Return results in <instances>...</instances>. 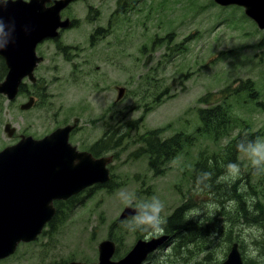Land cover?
I'll return each mask as SVG.
<instances>
[{
	"label": "rangeland",
	"instance_id": "374dc122",
	"mask_svg": "<svg viewBox=\"0 0 264 264\" xmlns=\"http://www.w3.org/2000/svg\"><path fill=\"white\" fill-rule=\"evenodd\" d=\"M125 7L118 10L117 0H76L65 12L75 24L61 33L59 42L76 46L69 58H63L53 42L39 45L44 61L35 75L44 87L40 102L48 111L41 104L21 108L27 100L22 94L12 101L0 97V149L18 137L14 134L40 138L73 119L78 128L69 140L80 149L110 129L121 134L122 142L114 155L106 154L112 156L111 187L102 186L108 181L97 183L101 188L77 194L82 202L67 209L62 203L63 219L51 238L40 234L30 243L19 242L0 264L94 262L104 239L117 242L113 258H118L136 240L165 234L161 221L184 203L191 219L213 222V228L195 257L173 264H219L233 242L247 259L264 252L262 246L258 249L264 244V29L243 7L221 6L214 0H128ZM106 23L110 33L104 37L99 31L91 47L89 33ZM246 79L254 81L257 95L227 96L229 135L217 141L210 134L200 135L192 145L184 143L165 172L154 174L138 153L142 135L156 129L161 138L178 131L193 136L199 97L227 85L235 88ZM6 122L15 127L12 136L4 132ZM244 130L254 141L237 151L235 161L217 176L222 193L196 188L191 173L199 153L219 151ZM238 194L248 207L245 215L238 211ZM125 207L135 213L122 218ZM168 246L158 247L142 264H169Z\"/></svg>",
	"mask_w": 264,
	"mask_h": 264
},
{
	"label": "water",
	"instance_id": "95a60500",
	"mask_svg": "<svg viewBox=\"0 0 264 264\" xmlns=\"http://www.w3.org/2000/svg\"><path fill=\"white\" fill-rule=\"evenodd\" d=\"M0 0V56L7 72L0 80V94L13 99L19 83L32 76L37 58L35 47L44 38L57 35V29L67 27L70 20H61L59 12L70 0ZM221 6L237 5L264 29V0H214ZM122 89V88H121ZM120 89L118 98L122 94ZM31 99L21 108H28ZM72 124L56 128L40 139L22 137L17 143L0 150V259L12 254L19 242L34 240L51 219L53 200L67 199L84 188L110 179L107 164L110 156L94 157L89 151L78 150L69 142ZM11 136L13 128L4 125ZM135 210L125 207L124 218ZM167 239L166 234L150 239H138L119 258L110 239L98 243L94 262L68 261L66 264H142ZM219 264H244L236 242L231 244L226 258Z\"/></svg>",
	"mask_w": 264,
	"mask_h": 264
},
{
	"label": "trees",
	"instance_id": "16d2710c",
	"mask_svg": "<svg viewBox=\"0 0 264 264\" xmlns=\"http://www.w3.org/2000/svg\"><path fill=\"white\" fill-rule=\"evenodd\" d=\"M130 5L132 7L131 1ZM119 9H121V11H125V5H120L118 10ZM0 64L4 67L6 73L4 62L0 61ZM1 73L2 71L0 66V80L5 75V73ZM21 90H24V86L22 85ZM223 92H225V94ZM241 92L244 93L248 99L256 98L257 90L255 88L254 81L252 79L240 80L239 84H237L235 88H232V85H227L222 89V91L216 90L205 92L198 99L201 104V106L196 108L199 124L197 125L193 136L187 135L186 133L184 134L182 131H178L170 136L161 138L158 136V131L155 129L142 135L141 138L143 145L139 146L138 153L141 156L144 155L146 157L147 165L151 168L154 174H163L169 166V161H171L173 157H175L178 152L183 149L182 147L184 143L188 146L192 145L196 138L200 135L210 134L214 141L219 140L223 136H228L229 129L232 125V118L229 114L230 104L227 102V96L229 94L230 96L240 95ZM239 124H242V122H239ZM115 132L116 131L114 130L113 132L112 129L105 131L102 137L92 145H88L86 150H88L95 157L109 153L114 155V150L122 144L121 134H116ZM253 141L254 135L251 132L244 130L239 131L235 136H231L219 151L213 152L211 155L207 154L206 151H201L199 153V158L194 162L192 168L191 180L194 186L204 190L203 192H219V194H221L222 191L220 189L222 184L217 180V176L225 169L226 165L235 161L234 156L237 151L241 150L243 147L251 146ZM110 185L111 182L102 186L108 188L111 187ZM94 188L101 187L94 185L93 187H89L88 191ZM238 196V211L245 215V209H248V207L244 205L245 203L241 194H238ZM187 198L188 199L186 201H189L190 196ZM82 200L83 197L74 195L65 201H55V213L46 224L48 228H45L42 231V234L51 238L54 232V226H58L63 219V206L66 205L64 207L67 209L82 202ZM62 203L64 205H62ZM250 211L258 216V212L254 208H250ZM212 225L213 222L210 224L203 222L199 223L191 219L186 212V203L180 204V206L176 207L170 215L166 216L161 221V230L167 235L169 240L162 247H160L159 250L169 245L166 249H171L170 253L167 255L169 256V264H173L177 261L181 262L183 259L185 263H187L190 257H195L199 251L203 249L205 240L207 239L206 235L209 233L208 230L213 228ZM115 243L117 242L115 241ZM193 246L195 247L193 248ZM261 246L264 249V244L260 243L258 245L259 251L261 250ZM153 255L154 253H152L148 259L153 257ZM242 255L245 264H264V261H259L264 260V252H259L257 253V257L254 256L249 259H247L243 253ZM197 263H199V261Z\"/></svg>",
	"mask_w": 264,
	"mask_h": 264
},
{
	"label": "flooded vegetation",
	"instance_id": "af4514ba",
	"mask_svg": "<svg viewBox=\"0 0 264 264\" xmlns=\"http://www.w3.org/2000/svg\"><path fill=\"white\" fill-rule=\"evenodd\" d=\"M55 0H50L48 2H46V5L47 6H50L51 4H53ZM76 0H70L68 2V4L63 7L60 12H59V15H60V18L61 20H70L69 22V25L67 27H60L59 30H58V34L56 37H51V38H47L43 41H50V42H53L55 43V46H56V49L58 52H60V54L62 55L63 58H69V51L72 49V48H76L75 45H65V44H59L60 42V36H61V33L65 30H67L68 28L72 27L74 24H75V20L68 14H65V12H67L68 8L70 7V5ZM127 4V0H117V8L120 7V5H125ZM126 8V7H125ZM93 18V17H91ZM105 30L106 32H101ZM100 31V34L101 36H107L109 33H110V27H109V23H106V25L104 26H96L92 29V31L89 33L88 35V44L91 46V47H95V41L94 39H99L100 37H98V33ZM39 42L37 43L36 47H35V55L37 56V58H40V60H37L36 62V65L34 66V68L32 69V76L34 77V79H30L28 76H25L22 81H21V84L19 86V90L16 94L15 97L19 96V94H22L24 98H26L27 100L24 102V103H21L19 106L21 107L23 104H26L27 102H29V100L31 99V104L28 108H25V109H29L31 106L35 105V106H38L39 104H41V106H44L45 110L48 111V108H47V104L44 103V101L40 102V100L44 98V87H41L40 88V76L38 75H35L36 73V69L38 68V66L44 61V57L42 54H39L38 52V49H39V45L43 42ZM0 61H3V57L0 56ZM4 65H5V62H4ZM1 66V71L2 73L1 74H4L5 73V69L4 67L0 64ZM3 68V70H2ZM5 68H6V65H5ZM7 69V68H6ZM24 80H26V83L24 82ZM23 82V83H22ZM21 85L24 86V90H21ZM32 88V89H31ZM39 88H40V91H39ZM0 97H4L3 95L0 94ZM12 101V100H11ZM71 122H63L62 124L58 125L57 127H55L54 129H52L51 131H49L48 133L44 134L42 137L40 138H43L44 136L50 134L52 131H54L56 128H59V127H64L66 126L67 124H69ZM78 123V122H77ZM78 127L76 126L71 132H70V135H69V138L71 137V134L77 129ZM15 131V127H14V130H13V133ZM12 133V134H13ZM17 138L15 140L12 141L11 144L9 145H12V144H15L17 143L22 137H27V136H31V135H24V134H14ZM12 136V135H11ZM34 138V137H33ZM40 138H35V139H40ZM70 141V140H69ZM96 142V140L94 141ZM94 142L90 143V145H92ZM73 144V143H72ZM75 145V144H73ZM88 146V145H87ZM81 147L82 149H80L79 147H77L78 150L82 151V150H86V147ZM88 151V150H86ZM55 201H59L58 199L54 200L53 203ZM39 236V235H38ZM38 236L36 237V239L38 238ZM40 236H45L41 233ZM35 241V240H34ZM30 243V242H29ZM35 243V242H34Z\"/></svg>",
	"mask_w": 264,
	"mask_h": 264
},
{
	"label": "bare ground",
	"instance_id": "6f19581e",
	"mask_svg": "<svg viewBox=\"0 0 264 264\" xmlns=\"http://www.w3.org/2000/svg\"><path fill=\"white\" fill-rule=\"evenodd\" d=\"M149 261V260H148Z\"/></svg>",
	"mask_w": 264,
	"mask_h": 264
}]
</instances>
